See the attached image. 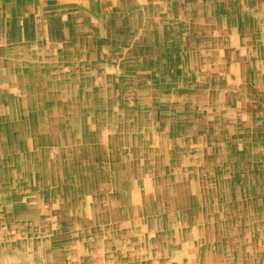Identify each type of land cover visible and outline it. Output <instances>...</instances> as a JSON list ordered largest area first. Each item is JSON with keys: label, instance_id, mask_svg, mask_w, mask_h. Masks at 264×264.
<instances>
[{"label": "rangeland", "instance_id": "374dc122", "mask_svg": "<svg viewBox=\"0 0 264 264\" xmlns=\"http://www.w3.org/2000/svg\"><path fill=\"white\" fill-rule=\"evenodd\" d=\"M52 2L0 1V264L138 261L123 217L174 251L167 199L192 264L264 262V0Z\"/></svg>", "mask_w": 264, "mask_h": 264}, {"label": "bare ground", "instance_id": "6f19581e", "mask_svg": "<svg viewBox=\"0 0 264 264\" xmlns=\"http://www.w3.org/2000/svg\"><path fill=\"white\" fill-rule=\"evenodd\" d=\"M2 42H0V51L1 52H5V54H7V52H9V49H5V48H3L4 46H1L2 44H1ZM20 46V44L19 43H17V46H14V47H16V49H12L10 52L11 53H15V51L18 49V47ZM195 86V85H194ZM200 93V92H199ZM188 119H189V121H190V118L188 117ZM193 124V123H192ZM198 127H200V126H198ZM198 127H197V124H195V125H192V131H196V130H198ZM149 164H151V162H152V160L151 159H147L146 160ZM201 163H203V161H198V160H195L193 163H190V162H188V161H184V163H182V165L183 166H190V164H194V165H198V164H201ZM208 164H210V163H216V161H211V162H207ZM186 164V165H185ZM152 165V164H151ZM163 166V165H162ZM167 167H166V169H168V168H170V167H168V165H166ZM210 167H212V169L210 170V174H212V175H214L215 177L217 176V172L215 171V168H214V166L213 165H211L210 164ZM189 168V167H188ZM167 172V171H166ZM168 173V172H167ZM163 174H164V172L163 171H161L160 173H159V175H161L162 177H163ZM169 176H168V178L166 179V178H163V179H165V181L167 182V183H172L173 182V179H174V177L175 178H177V179H175V183L177 184V187H179V185H178V181H180L181 180V178H180V174H179V172H177V171H174V172H169ZM146 182H149V183H147V185H145V188H148V187H151L152 185H153V181H150L149 179H146ZM219 186V185H218ZM217 186V187H218ZM194 188H195V186H194ZM171 190H173L172 188H171ZM222 191V188L221 187H219V188H217V191H215V190H213L212 191V193L211 194H209V195H206V196H209V197H213V198H217V197H220V192ZM170 192V191H169ZM170 196H173V194L171 193L170 195H169V197ZM175 196V195H174ZM204 196H205V194H204ZM181 199V198H180ZM179 200V199H178ZM108 201V200H107ZM172 200L171 199H167V201H166V203H167V206L163 209V211H165L168 215L169 214H171V222L169 221V223L167 224V226H165V233L167 232V234H166V236H167V238L169 239V241L171 240V241H173V243H175V244H177V242H179V249H177L176 250V252L174 253V254H172V255H170V256H168V249H167V247H165L163 244H164V242L163 243H161L160 241H164V239H166V238H164V236H161L160 237V234H161V232H159V233H157V232H155L154 233V230L152 231L151 229H153V228H151V226L147 223L146 225H144V226H140V224H139V221L136 223V228H138L139 226H140V230H141V232H143L142 234H140L139 233V231H137L136 229H134L133 228V232L135 231V233H136V235H139V236H142V237H144L145 238V241H146V248L143 250V248H141V247H139L142 243H143V240H142V237H140V241H141V244H139V246L137 247V248H134V245H132V250H136V249H139V248H141L143 251H142V253H141V259L140 260H136V256H134L133 257V259H132V261H131V264H192V263H194V260H197V258H199V260L200 259H202V257H201V255H199L197 252H195V250H194V247H192V249L191 250H189V249H187V254L189 255V257L186 259V260H182V259H180V257L178 256V254L180 253V251H182V249H184V247L191 241V240H193L194 239V235L192 234V235H190V236H186L185 234H183L182 232L184 231V233H185V231L187 230L186 229V227H189L190 226V224L188 225V216L187 215H185V213H184V211L182 212V215H183V219H181V223L180 224H178V223H176L174 220H175V213H174V211H175V208L176 207H179V206H182L183 204H185V202L183 201L182 202V200L181 201H179L178 203H179V205L177 206L176 204H173V202H171ZM191 205V204H190ZM209 205H210V202H209ZM106 206L108 207V203H106ZM192 206V205H191ZM174 216V217H173ZM216 220H218V218H216ZM118 222H120L119 220H117ZM144 221V220H143ZM110 222V221H109ZM148 222V221H147ZM197 223H199L198 222V220H196L195 222H194V226H195V228H196V230H195V232H194V234H195V237L197 236L196 234H197V228L199 227V226H201L202 224H198V226H197ZM151 224H152V221H151ZM251 223L249 222L248 223V225H250ZM252 224L255 226V227H260V226H256L255 224H254V222H252ZM103 225V224H102ZM123 225V228H125V226H126V228H127V225H125L124 226V224H122ZM212 225H215V223H213ZM219 227L220 226H218L217 227V229H219ZM104 228H105V226L103 225L102 226V230L104 231ZM194 228V229H195ZM242 228V227H241ZM162 230V226H160V228H157V230ZM169 231V232H168ZM129 232H131V230H130V228H128V231H127V233H129ZM170 233V234H169ZM261 233V238L262 239H264V226H261L260 228H258V231H257V234H260ZM99 235H103V233L102 234H100L99 233ZM184 235H185V237H184ZM238 234H237V232L236 231H234L233 229H231V231H230V235H228L229 236V238H228V240H229V243L230 244H235L236 242H235V240L237 239V236ZM97 236V235H96ZM123 236H126V235H123ZM197 238V237H196ZM159 239H160V241H159ZM176 239V240H175ZM216 239H218V240H220V241H222V238H216ZM255 240V236H253L252 234H250L249 236H248V239L245 237V240H240V242H239V244H245L246 243V241H250V240ZM188 240V241H187ZM127 241H129L128 239H127ZM197 241V240H196ZM250 245V244H249ZM78 246H81V244H79ZM128 246H130V245H128ZM176 247V245H174V248ZM187 247H190L189 245H187ZM240 247L242 248V245H240ZM252 246H250L249 248H251ZM190 253H189V252ZM264 251V250H263ZM86 252H88V254H92V255H94V254H96L97 253V251H93V252H89V251H86ZM126 252H127V250H126ZM94 253V254H93ZM264 254V252L262 253V255ZM135 255V254H134ZM207 255V257H208V254H206ZM95 256V255H94ZM225 255H223L222 256V258L221 259H223V257H224ZM233 257H231L230 256V258H232L233 259V261H232V264H248V260H249V263H251V264H261V262H262V264H264V262L263 261H260L261 259H259V261H257V260H255V259H253V258H246L245 257V254L241 251L240 253H239V255H238V258H236V256H234V255H232ZM179 259V260H178ZM175 260V261H174ZM218 258H217V263H219L218 262ZM92 261L94 262V264H104V261H103V259H102V257H94V258H92ZM112 262V261H111ZM114 262V261H113ZM110 264H113V263H110ZM124 264H129V263H127V262H125Z\"/></svg>", "mask_w": 264, "mask_h": 264}, {"label": "crops", "instance_id": "0c3cea01", "mask_svg": "<svg viewBox=\"0 0 264 264\" xmlns=\"http://www.w3.org/2000/svg\"><path fill=\"white\" fill-rule=\"evenodd\" d=\"M1 2H2V0H0ZM38 2H40V0H38ZM53 3V6L54 7H56L57 8V6H58V4L59 5H62V0H54V2H52ZM74 10V9H73ZM56 11H58V10H56ZM20 13H21V11H20ZM14 14H19V12L18 11H16ZM121 210V209H120ZM120 213L121 214H124V212L122 213L121 211H120ZM122 219V218H121ZM122 224H124V226L125 225H127L126 224V222H125V217H123V219H122V221H120V222H117L116 223V228H120V229H122L123 228V225ZM105 226V225H104ZM136 226V225H135ZM135 226H127L128 228H130V230L131 229H133L132 227H134V229H136V227ZM126 227V226H125ZM192 228H193V230H194V228H195V226L194 225H192L191 226ZM127 228V229H128ZM135 232H129L128 234H126V239H128L129 241H128V244H136L137 242H134V238H133V236L135 235L134 234ZM128 235V236H127ZM121 237V236H120ZM122 237H123V240L125 239V236H123L122 235ZM197 238L196 237H194V239L192 240L193 242H192V244H193V246L192 247H194L195 246V240H196ZM159 241H160V239H159ZM161 243H163L164 241H160ZM164 245V244H163ZM176 245V247H175V249H174V251L173 250H171L170 251V247H167V249H168V256H170V255H172V254H174L175 252H176V250L177 249H179L180 247H179V242H177V244H175ZM165 246V245H164ZM137 248V247H136ZM103 259V261H104V264H110L109 263V259H104V257L102 258ZM129 264H131V262H129Z\"/></svg>", "mask_w": 264, "mask_h": 264}]
</instances>
